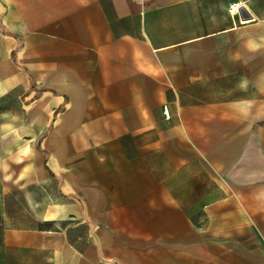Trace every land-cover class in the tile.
Masks as SVG:
<instances>
[{
    "label": "crops",
    "instance_id": "1",
    "mask_svg": "<svg viewBox=\"0 0 264 264\" xmlns=\"http://www.w3.org/2000/svg\"><path fill=\"white\" fill-rule=\"evenodd\" d=\"M0 36L37 166L0 202L55 212L8 262L264 264V0H0Z\"/></svg>",
    "mask_w": 264,
    "mask_h": 264
},
{
    "label": "rangeland",
    "instance_id": "2",
    "mask_svg": "<svg viewBox=\"0 0 264 264\" xmlns=\"http://www.w3.org/2000/svg\"><path fill=\"white\" fill-rule=\"evenodd\" d=\"M7 43L0 36V190L7 183L17 187L23 184V179L28 177L36 166L34 144H31L34 152L30 153L29 160L22 159V153L19 148L22 139L27 138V133H23L21 127V95L20 86L13 90L7 91L9 80H17L20 73L12 69L7 71ZM26 164H29L26 165ZM30 187L24 188L18 193L19 201L11 200L7 207L0 202V264H12L7 261L5 247L1 244V235L4 229L23 227L29 230H38L43 226L41 223L43 217L51 218L55 216L53 208L36 205L35 198L28 193ZM25 194V198L24 195ZM8 208V209H7ZM65 223L67 221H64ZM65 224L56 223L48 225L49 230H60ZM45 242L53 244L55 240L46 237ZM42 255L44 253L42 252ZM24 259L30 260L31 263L37 264L40 257L37 251L23 255ZM15 260H20L22 256L15 255ZM44 257L42 256V259ZM15 261L13 264H19Z\"/></svg>",
    "mask_w": 264,
    "mask_h": 264
},
{
    "label": "built area",
    "instance_id": "3",
    "mask_svg": "<svg viewBox=\"0 0 264 264\" xmlns=\"http://www.w3.org/2000/svg\"><path fill=\"white\" fill-rule=\"evenodd\" d=\"M232 9H234V8H232ZM163 114H164V117L166 119H169L170 118V112H169V108H168L167 105H163Z\"/></svg>",
    "mask_w": 264,
    "mask_h": 264
},
{
    "label": "bare ground",
    "instance_id": "4",
    "mask_svg": "<svg viewBox=\"0 0 264 264\" xmlns=\"http://www.w3.org/2000/svg\"><path fill=\"white\" fill-rule=\"evenodd\" d=\"M21 149H22L21 151H22L23 153H25V154H27V153L29 152V147H28L27 144H25Z\"/></svg>",
    "mask_w": 264,
    "mask_h": 264
}]
</instances>
